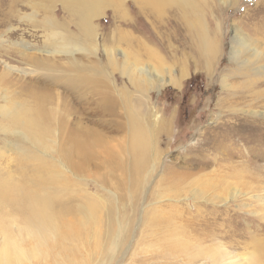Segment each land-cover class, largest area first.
<instances>
[{"label":"bare ground","instance_id":"bare-ground-1","mask_svg":"<svg viewBox=\"0 0 264 264\" xmlns=\"http://www.w3.org/2000/svg\"><path fill=\"white\" fill-rule=\"evenodd\" d=\"M19 1L22 0L0 2V8L5 7L2 11L6 17L0 20V24H10L11 21L21 19L30 23L38 32L33 35L36 40L28 39L23 32L16 39L13 37L14 28L10 35L11 49L1 51V55H5L10 61L6 63V69L0 71V85L7 86L4 94L0 93V98L5 100V104L0 105V130L13 143L0 147V171L7 174L6 179L0 180V264H125L124 250L127 247L132 249L134 243H139L140 236H144L143 229L147 239L155 235L158 239L159 231L163 232L162 239L154 243L148 239L142 248L144 254L155 252L157 262L162 261L161 264H171L173 260L179 259L189 263L200 261V264H264V240H244L242 242L246 246L243 251L238 252L229 249L221 241V231H207L209 220L201 223V236L190 235L186 226H180L178 221V218L183 217L181 208L185 207L184 204L188 207L198 206L195 201L198 198L205 204L199 207L204 217L215 211L208 209L210 207L207 204H211L213 208L222 204L223 212L234 219L241 216L236 208L250 206L255 201L262 204L256 213L262 212L264 164L256 161L249 166H235L231 170L220 171L221 180L233 178L240 188L217 184L214 186L215 190H211L213 180L219 181L217 177L210 181L199 180L193 186H183L172 178L160 177L159 180L166 184L153 192L155 201L144 206L143 220L138 218L140 224L135 218L130 230L126 231L120 217V197L114 188L118 185L117 188L122 191L131 190L133 194L140 192L145 177L148 180L155 170V165L149 169L148 163L156 162L158 158L156 147L149 142L146 131L140 124L144 115L133 108L140 103V98L128 89L121 88L118 92L112 90L114 82L107 78L104 80L87 74L71 73L64 67V63L68 62L67 69L75 67L87 73L88 68L98 61V39L93 37L94 18L105 16L103 10L113 0H24L31 11L23 14L21 8L16 6ZM133 1L142 12L150 13L158 20L160 2L163 0ZM164 1L175 4L177 10L182 11L188 7H199L197 0ZM127 2L118 0L114 3L113 16L116 19L130 16ZM238 2L239 0L236 3ZM57 3L66 11L79 12L78 15L83 20L82 30L88 31L85 35V49L90 50L88 63L80 61L75 55L77 49L74 48L72 36L66 35L61 28L64 21L60 22L54 11ZM162 25L164 30L157 32L153 29L151 36L153 39L156 36L158 43L167 47L176 27L172 28L174 25H171L170 20H165ZM237 25H233L232 59L239 69L259 73L264 77V44L258 39H251ZM125 35L121 34L118 41H124L133 48L136 60H148L145 66H138L133 62V66L126 69L135 91L143 93L151 88L160 90L167 85L181 87L175 69L167 64L164 53L140 37L134 36L135 39L128 40ZM39 36L41 41L37 39ZM122 49L118 50L126 61L131 54ZM211 49L212 52L215 51L212 45ZM154 62L160 64L161 68ZM29 74L35 76L28 80ZM182 76H186L185 68L180 73V77ZM39 81L50 82L69 90L71 86L78 91L90 89L97 95L101 108L115 118L120 117V120H112L116 121L112 123L116 132L111 131L106 138L102 129L89 125L87 118H84L88 115L85 111L89 109L86 107L89 104L86 95L78 98L84 102L85 115L77 121L70 97V101L65 98L63 102L60 100L63 97L60 93L56 96L46 94V88L40 86ZM255 91L262 93L261 89ZM116 107H121L123 112L119 114ZM252 114L264 116V112L259 110ZM223 126H227L229 133L224 138H229L232 130L234 135L250 128L252 137L256 139L254 141L264 145V139L260 138V133H264L262 122L244 119L226 122L221 127ZM254 134L259 135L255 137ZM219 143L225 146L228 141ZM12 151V157L6 155ZM44 155L49 156V159H45ZM126 159L131 161L129 168L126 167ZM6 160L17 161L18 169L2 166ZM119 175L121 179L128 176V181L121 184L117 181L120 179ZM228 188L230 189L227 190ZM231 189L235 191L231 192ZM102 191L109 194L108 198L99 196ZM191 194L193 200L189 198ZM165 197L169 201L176 200L177 203H167L166 210H163L164 203L161 200ZM136 223L140 226L137 239H134L131 231ZM209 240L215 241L214 245H217L207 244ZM230 246L233 247V243Z\"/></svg>","mask_w":264,"mask_h":264},{"label":"rangeland","instance_id":"rangeland-1","mask_svg":"<svg viewBox=\"0 0 264 264\" xmlns=\"http://www.w3.org/2000/svg\"><path fill=\"white\" fill-rule=\"evenodd\" d=\"M3 1L10 2L11 0H0V2ZM117 1L113 0L112 4H106L103 10L105 16L94 18L95 36L93 37L98 39L96 50L98 61L88 68L87 73L80 68L67 69L68 62L64 63V67L71 73L87 74L93 78L101 77L104 80L107 78L114 82V87H111L112 90L118 92L122 89H128L137 98H140V103L134 105L133 108L134 111L143 113L144 118L141 119L140 124L144 127L149 142L154 148L156 147L155 153L157 150L158 158L156 162L150 161L148 163V168L151 169L155 165V170L152 171L153 174L149 175L148 180L147 176L145 177L142 182L143 189L140 192L133 194L131 190L122 191L117 188L118 185L114 188L115 193L120 197L118 204L121 207V220L126 226V231H129L133 219L136 218L138 222L139 219L141 221L144 206L155 201L153 192L158 191L159 188L162 189L163 185L166 184L159 180L160 177L172 178L174 182L181 183L183 186H193L199 180L210 181L217 177L219 181L213 180L211 190H215L214 186L217 184H227L240 188V185L234 183L233 178L227 181L221 180L219 178L220 171L222 169L231 170L235 166H249L253 161L264 164V145L259 141H254L256 139L252 137L250 128V130L246 129L234 135H232L234 132L231 129V136L224 138V135L228 133L227 126L221 127L226 122L244 119L264 123V116L252 114L256 110L264 112V77L259 73L239 69L238 64L231 57L234 24H238L237 26L247 32L251 39H255V41L258 39L264 44V0H239L238 4L236 3L237 0H197L198 8L188 7L183 11L177 10L175 4L163 0L160 2L158 20L150 13L142 12L133 0H127L126 3L130 16L128 15L127 18L121 20L116 19L113 16V9L114 3ZM16 6L21 8L22 14L31 11L30 7L24 4V0L19 1ZM1 7L5 9L4 6ZM2 8H0V20L6 19ZM54 11L56 18L60 22L64 21L61 28L65 34L72 36L74 40V48L77 49L75 55L80 61L88 63L90 59L88 51L90 50L85 49L87 44L85 35L88 31L82 30L81 23L83 20L79 17V12L66 11L60 3H57ZM39 16L42 17V14L39 13ZM165 20L171 21V25H174L172 28L176 27L168 40L167 47H164V44L161 46L156 36L154 39L151 36L153 29L157 32L161 29L164 30L162 24L165 23ZM11 23V27L7 23L0 24V71L6 69L5 65L10 61L5 55H1V51L11 49L10 35L12 30L16 28L13 34L16 39L23 32L28 39L36 40L33 35L38 32L24 20L17 19ZM120 29L122 30L120 31ZM121 34H126L125 37L128 40H132L134 36L140 37L164 53L167 64L175 69L181 87L167 85L160 90L151 88L150 90L146 89L143 93L135 91L126 69L133 66V62L138 66H145L144 64L148 60H136L133 48L127 46L124 41H118ZM37 39L41 41L40 36ZM133 44L137 49L135 42ZM211 45L215 48L214 52H212ZM119 48H123L122 50L131 54L128 60L125 61L118 50ZM154 64L161 68L157 62ZM182 68L186 69V76L180 77ZM34 76L29 74L27 78ZM39 84L46 88V94L56 96L60 93L64 97L60 98L63 102L65 98L69 100L70 97L71 101H69L74 106V118L77 121L85 115L83 113L84 102L78 98L86 95V101L89 102L86 107L89 109L85 111L88 115L84 118H87L89 125L102 129L106 138L109 137L111 131L116 132L112 125L116 121L112 120H120V117L115 118L107 110L101 108L97 102V95L92 93L90 89L78 91L72 86L69 90L62 86L57 87L50 82L41 83L39 81ZM257 89H261L262 93H256L255 90ZM5 90H7V86L0 85V93L4 94ZM2 104H5V100L0 98V105ZM116 111L120 114L123 109L116 107ZM254 135L256 137L259 134ZM260 136L261 139H264V133H260ZM221 141L224 143L228 141V143L224 146L223 143H219ZM10 142L13 143V140L6 137L5 133L0 130V147L4 148ZM11 153L6 155L12 157L14 152ZM43 157L49 159V156L44 155ZM125 164L129 168L131 161L126 159ZM5 165L9 169H18L17 161L6 160L2 166ZM120 175L119 178L121 179ZM6 177L7 174L3 170L0 171V180L2 181ZM127 178L128 176L125 179H117V181L125 184L128 181ZM233 191L235 189H231V192ZM100 194V197L108 198L109 196L103 191ZM191 197H193L192 194L189 198ZM195 201L198 206L188 207L184 204L185 207L181 208L183 212L181 216L183 217L178 218L181 223L179 225H185L190 235L201 236V228H203L201 223L209 220V226L206 227L207 231H221L219 238L231 250L243 251L246 246L242 242L244 240L251 242L260 241L258 238L264 240V208L262 212L256 213L257 210L261 209L259 207H262L261 203L255 201L254 203L258 206L253 203L250 206L242 205L241 209L236 208L241 216L234 219L223 212L222 204L216 208L207 204L210 207L208 209L215 211L204 217L201 208H199L205 205L203 200L198 198ZM161 202L164 203L162 205L163 210H166L167 203H177L176 200L169 201L166 197ZM232 207L237 206L232 205ZM139 226L137 223L134 224L131 231V237L134 239H137ZM142 233L144 236H140L138 244L134 243L132 249L127 247L124 250L126 252L124 254L125 264H161L162 261L157 262L155 252L144 254L142 248L148 239L152 243L162 239L164 234L161 233L163 232L159 231V240L157 235L147 239L145 229ZM227 235L229 236L224 237ZM211 243L213 246L217 245H214L215 241H207V244ZM231 243H233V247L230 246ZM179 260H173L171 264H200V261L189 263L186 260Z\"/></svg>","mask_w":264,"mask_h":264}]
</instances>
